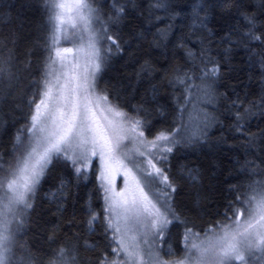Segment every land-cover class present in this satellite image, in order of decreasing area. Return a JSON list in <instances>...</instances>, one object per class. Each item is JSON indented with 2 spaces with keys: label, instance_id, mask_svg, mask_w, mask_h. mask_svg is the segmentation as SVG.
<instances>
[{
  "label": "snow or ice",
  "instance_id": "1",
  "mask_svg": "<svg viewBox=\"0 0 264 264\" xmlns=\"http://www.w3.org/2000/svg\"><path fill=\"white\" fill-rule=\"evenodd\" d=\"M39 2L45 5L46 13L49 7H63L53 0ZM103 2L108 4V0ZM79 9L87 10L100 24L99 9L87 3L77 5V13ZM218 10L225 21L217 42L222 49L219 58L210 54L216 34L207 27L209 14L215 16ZM110 12L109 23L113 25L135 17L148 26L142 23L143 31L133 33L137 47L130 57L134 68L131 76L118 78L111 91L106 87L99 92L98 74L113 58L123 59L132 47L118 31L101 24L99 32L89 37L86 63L77 71L79 49L77 63L64 64L63 54L73 50L56 47L59 37L55 30L47 36L37 34L22 48L23 41L15 30L3 31L13 23L12 18L0 16V128H6V119L7 128L21 124L14 136L17 155L6 161L7 153L0 152V173L6 163L9 165L8 176H0V190L5 182L10 190V194L0 196V264H264L261 182L250 183L249 192L239 186L229 188L230 194H238L228 200L222 212L217 210L223 219L209 222L206 238L196 243L193 237L199 240L197 230H203L197 223L199 217L181 211L175 197L178 179L189 182L194 193L189 212H194L200 201L201 176L197 169L189 168L177 176L170 164L175 151L210 142L209 130L222 126L217 104L227 99V94H217L214 85L224 78L221 68L229 66L232 57L242 51L253 73L249 80L257 83L256 99L247 101L252 93L246 92L241 100L234 93L228 128L234 140L242 141L239 147L245 157L253 156L244 159L242 170L253 175L264 171L260 168L264 147H260L261 155L254 150L257 138L264 146V130L251 133L247 126L256 115L253 109L264 117V0H111ZM185 13L191 21L187 31L178 26ZM55 19L51 17L50 22ZM161 49L167 55L157 68L159 61L153 59V53ZM177 56L185 60V66L194 64L196 71H184L178 65L169 69ZM161 69L171 75L161 79ZM157 80L173 89V107L171 123L153 134L154 117L168 120V109L158 100ZM25 82V94L17 101L14 91ZM122 94L127 99L121 100ZM102 121L106 122L103 126ZM126 139L132 147L123 144ZM57 166L65 175L43 197L55 206L57 217L52 223L53 234L45 236L49 243L44 247L38 239L39 230L44 229L40 223L43 217L36 221L32 217L42 206L36 203L42 182ZM89 173L98 181L102 207L97 211L87 202L80 209L85 217L78 222L73 201L71 218H65L71 187H79ZM116 174L123 177L124 186L119 190L114 184ZM61 228L69 232L71 242L60 243ZM176 228L183 229L190 248L181 260H162L154 245ZM29 232L36 238L21 243ZM82 250L93 256L83 258ZM166 254H173L170 247Z\"/></svg>",
  "mask_w": 264,
  "mask_h": 264
},
{
  "label": "trees",
  "instance_id": "2",
  "mask_svg": "<svg viewBox=\"0 0 264 264\" xmlns=\"http://www.w3.org/2000/svg\"><path fill=\"white\" fill-rule=\"evenodd\" d=\"M93 4L94 9L100 10V24L96 23L94 18V26L100 29L101 24L108 27L111 31H118L125 41L131 42V49L127 52L123 59L113 58L109 62V66L106 67L103 72L99 75L98 84L101 89L108 88L110 91L113 85L117 84V80L123 76H131L134 68L131 65V59L133 52L135 51L137 45L133 40V33L143 31L141 24L147 27L148 24L142 19H136L135 17H128L122 20L119 24L109 23V16H111L110 7L111 0H108V4L104 5L103 0H90ZM49 0H45L47 4ZM202 2V0H200ZM22 4L30 5L29 7H22ZM192 5L189 4L191 9ZM163 15V13H160ZM189 13L183 14V23L179 24V27H183L187 31V24L191 21L187 19ZM201 17L205 15L204 12L200 13ZM0 16L7 20L8 17L12 18L13 23L9 24L3 29L5 34H7L9 29H13L20 36L23 44L22 48H25L31 40H35L37 34L39 35H50L53 32V22L50 18L52 17L51 7H49L48 12H45V5L41 4L39 0H0ZM225 21L219 15V10L215 16L209 14L208 19V29H211L215 33V40L212 43L211 55L217 56L219 58V53L222 51L220 45L217 43L222 34V28ZM160 27H164V24H160ZM98 32V31H97ZM180 35V33H177ZM198 51V49H197ZM164 52L165 55H161ZM167 55L164 49L153 53V59L158 60L159 63L156 65L160 68V64L165 61V56ZM173 65H178L183 67L184 71H196V66L189 62L185 66V60L177 56L174 60H171L169 64V69ZM224 73V78L216 85H214V90L217 94H227V99H220L217 104V115L219 116L222 126H215L209 130L210 142L204 144H196L188 147H181L179 151H175L170 159L171 172L175 173L177 176L181 175V171L184 168L197 169L200 173L201 179L200 183L201 194L198 207H196L194 212H189V208L192 206L190 202L194 199L193 189L189 182L186 180H179L177 193L175 197V203L180 206V210L188 213L191 216L199 217L197 223L201 224L203 230H197L199 233L208 231L209 222H215L223 219L222 216L217 215V210L223 211V206L228 202V200L238 193H229L228 189L233 186H239L241 191L249 192V184L253 182H261V186L264 187V171H259L258 174L253 175L251 172H244L241 166L244 164V159H253V156L245 157L244 149L240 148L239 145L242 143L240 140H234L232 134L229 132L228 126L232 123V117L229 116V109L231 107V100L236 99L234 93H238L241 100L244 99L246 92L252 93L248 95L247 101L256 99V89L257 83L255 80L250 81L249 76L253 75L249 71V65L247 63V57L242 51H238V54L234 55L229 66L221 68ZM171 72L165 73L164 69H161V79H166L170 76ZM159 89V103L168 109L167 122L163 121V118L156 116L153 118V123H155V128L153 129V134L162 127H167L171 123V109L173 107L172 92L173 89L167 85V83H161ZM199 83V81H197ZM27 87V82L22 83L19 88L14 91V98L19 101V99L25 94V88ZM35 91V89H32ZM31 96V92L28 93ZM127 99L126 96L122 94L121 100ZM245 101V106H248V102ZM132 103H136L135 100ZM127 110V109H125ZM256 115L250 118L249 124L247 125L251 133H257L258 130H264V117H261L256 109H253ZM161 121V122H157ZM5 125L7 128L8 121L6 119ZM21 127L20 123H17L15 127L12 128H0V152L7 153L4 156L6 161H12L13 156L16 152L13 150L14 136L17 134V129ZM148 135V133H146ZM226 140V143L223 141ZM259 138H257V144L255 146V154L261 155ZM243 157V158H242ZM239 161V163H237ZM259 164V161H257ZM5 173L9 165L6 163L4 166ZM264 170V165L260 166ZM2 173H0L1 175ZM65 172L63 168L57 166L52 170L51 175L47 176L42 182L41 190L38 195L39 200L36 201L41 207H37L35 214L32 217L33 221L37 220V217H43L40 221L44 224V229H40L41 236L38 237L40 244L44 247L48 246V241L45 239L46 235H52V223L56 221L57 217L55 215V206L50 205L47 201L43 200L45 193L50 189H54L59 183V178L64 176ZM98 181L92 173H89L88 179L81 181L80 186H72L71 192L72 197L67 206V211L65 213V218H71L72 212L74 211L72 202H76V217L78 222L85 217V213L80 211L81 208L90 202L96 210L99 211L102 207V199L100 198V193L98 191ZM251 194V193H249ZM188 205V207H185ZM48 222V223H45ZM35 228V224L32 225ZM46 230V231H45ZM72 232L75 229L71 230ZM22 235V234H21ZM60 238V243L71 242L72 238L69 232L65 231L63 228L58 233ZM35 237L34 232H29L28 235H23L21 243L31 241ZM165 241L166 246L175 248L176 254L179 256L183 253L185 248V239L183 236V229L176 228L170 235H167V240ZM172 244H171V243ZM170 247V248H171ZM165 245L162 249V254L164 256ZM80 255L89 259L93 256V253L82 250Z\"/></svg>",
  "mask_w": 264,
  "mask_h": 264
},
{
  "label": "rangeland",
  "instance_id": "3",
  "mask_svg": "<svg viewBox=\"0 0 264 264\" xmlns=\"http://www.w3.org/2000/svg\"><path fill=\"white\" fill-rule=\"evenodd\" d=\"M53 2L55 4L63 5V7L60 8H51L52 17H56L55 20H52L53 31L55 30L56 35L59 37V41L57 42L56 47L60 48L61 50L65 47L71 48L73 50L71 53L63 54L66 56V59L63 61V63L69 66L74 63H77L75 57L77 56V50L79 49L78 63L80 68L77 69V71H79L84 67L86 63L85 57L88 54L89 37L97 33V31L99 32V30H96L97 28L94 26L95 17L91 16L85 9H79V12L77 13V5H79L80 3H87L91 8H93V4L90 0H53ZM81 17H84V20H82ZM85 20L87 21V23H85ZM66 36L68 38V42H65ZM56 68H60L59 61L56 64ZM99 75L100 73L98 74V76ZM99 89H101L100 86L98 87V92ZM109 119H114L118 124L123 123L118 117L113 118L112 116H109ZM101 123L103 126L106 122L102 121ZM123 144L132 147V145L129 144V141L127 139L123 141ZM0 176L7 177L8 170L5 173H2ZM114 184L117 190L121 189L124 186L123 177L119 174L114 175ZM5 194H10V190L7 187V182H5L3 190H0V196H4ZM206 234H208V231L203 233L198 232L199 240L193 237V241L199 243L200 240L206 238ZM165 241H170V239L167 240V235L163 238V240L157 241L154 245L155 249L158 251L159 258L165 261L172 262L181 260L185 255V250L190 248V242L185 241V248L183 250V253H181L179 256L176 254V247L173 248L171 246L170 247L173 254H166L168 252L169 247L168 245L166 246ZM164 245L165 253L163 256L162 249ZM141 247L147 250V246L141 245ZM237 264H239V262H237Z\"/></svg>",
  "mask_w": 264,
  "mask_h": 264
}]
</instances>
